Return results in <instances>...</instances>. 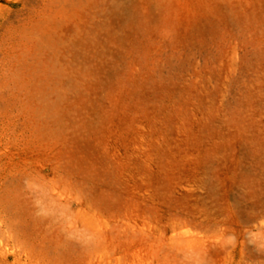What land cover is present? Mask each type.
I'll return each instance as SVG.
<instances>
[{
	"label": "rangeland",
	"instance_id": "rangeland-1",
	"mask_svg": "<svg viewBox=\"0 0 264 264\" xmlns=\"http://www.w3.org/2000/svg\"><path fill=\"white\" fill-rule=\"evenodd\" d=\"M0 264H264V0H0Z\"/></svg>",
	"mask_w": 264,
	"mask_h": 264
},
{
	"label": "bare ground",
	"instance_id": "bare-ground-1",
	"mask_svg": "<svg viewBox=\"0 0 264 264\" xmlns=\"http://www.w3.org/2000/svg\"><path fill=\"white\" fill-rule=\"evenodd\" d=\"M14 94V93H13ZM19 103V102H18ZM2 113V112H1ZM38 114H39V112H38ZM45 114H47V113H45ZM2 115V114H1ZM25 117H27V116H25ZM35 117V116H34ZM35 119V118H34ZM48 122V121H47ZM18 124V123H17ZM13 128H15L14 126H12ZM18 128V127H17ZM36 130V129H35ZM45 130H47V128H45ZM11 131V130H10ZM53 132V131H52ZM43 133V132H42ZM41 134V133H40ZM45 135V134H44ZM36 138V137H35ZM18 145V144H17ZM85 159V158H84ZM81 162V161H80ZM78 170V169H77ZM78 172V171H77ZM82 175V174H81ZM92 177V176H91ZM86 181V180H85ZM11 188V187H10ZM24 192V191H23ZM7 194V193H6ZM2 196V195H1ZM51 200V199H50ZM49 200V201H50ZM8 204V203H7ZM42 205V204H41ZM45 205V204H44ZM10 214V213H9ZM9 216V215H8ZM28 219V218H27ZM46 221V220H45ZM21 231V230H20ZM69 249V248H68ZM69 251V250H68ZM57 254V253H56ZM30 255V254H29ZM33 257V256H32ZM49 257V256H48ZM54 257V256H53ZM52 259V258H51ZM36 260V259H35Z\"/></svg>",
	"mask_w": 264,
	"mask_h": 264
}]
</instances>
